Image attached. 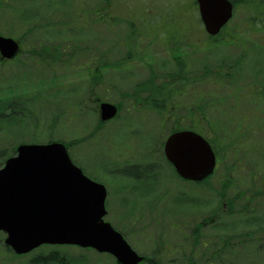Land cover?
<instances>
[{
    "label": "rangeland",
    "instance_id": "1",
    "mask_svg": "<svg viewBox=\"0 0 264 264\" xmlns=\"http://www.w3.org/2000/svg\"><path fill=\"white\" fill-rule=\"evenodd\" d=\"M98 1L3 0L0 34L19 39L23 45L17 60L0 62V168L17 155L22 143L74 140L68 147L72 159L108 189L105 219L122 230L140 253H150L154 242L160 245L164 240H189L190 231L187 228L183 232L184 224L193 226L212 214L214 222L203 229V234L215 237L250 233V242L264 243V81L254 76L264 67V32L249 30L245 21L249 11L241 6L228 32L238 31L257 49H243L240 43H210L198 9L197 24L189 25L180 37L175 30L179 31V23L193 14L188 11L182 20L173 22L169 16L171 13L180 18L183 11L194 7L192 0H114L112 22L84 27L76 26V21L65 28L57 26L67 12V19H75L82 6H93ZM37 24L43 28L30 35V28ZM130 33H137L130 38L137 42L133 51L127 45L126 35ZM167 36L181 40V45L167 46ZM224 37L229 38L227 33ZM42 44L62 46L57 63L52 64L47 55L46 61L38 58ZM77 46L80 50L71 58V49ZM243 53L235 85L198 79L186 88L176 109L174 115L183 114L181 125L189 126L186 110L191 102L199 100V107L207 106L206 115L216 117L202 119L201 126L210 128L216 123L219 126L212 129L224 130L229 141L233 135L226 159L222 154L210 182L200 186L186 182L175 174L164 155L162 141L171 122L160 126L156 112L135 104L127 94L150 75L177 71V59L185 60L179 68L187 64V77H191L190 73H203L204 63L218 65L225 60L224 64L229 65ZM99 59L103 63V84L93 87L90 79ZM93 93L99 101L92 99ZM103 101L122 106L112 121L100 119L99 102ZM50 124L54 127L51 130ZM233 130L238 134L234 135ZM222 143L224 152L225 140ZM227 166L233 169L234 181L227 196L235 200L231 215L226 212L231 207L223 202L220 193ZM125 169L130 174L124 173ZM132 171H139L140 176H134ZM248 196L251 203H246ZM245 208L253 213L249 215L255 218L253 222H248L242 212ZM4 240L5 233L0 231V264H43L37 258L54 253L71 256V264H112L111 256L75 245H42L16 256ZM242 240L246 241V237ZM263 253H257L258 263L264 259ZM177 256L174 251L166 258Z\"/></svg>",
    "mask_w": 264,
    "mask_h": 264
},
{
    "label": "water",
    "instance_id": "2",
    "mask_svg": "<svg viewBox=\"0 0 264 264\" xmlns=\"http://www.w3.org/2000/svg\"><path fill=\"white\" fill-rule=\"evenodd\" d=\"M206 30L215 35L233 15L230 0H197ZM1 3V0H0ZM19 42L0 34V52L13 58ZM103 121L118 108L100 105ZM165 154L186 180L201 181L214 172L217 156L197 131L173 132ZM107 189L84 174L63 142L20 144L17 155L0 168V230L15 252L27 253L43 244H75L113 255L118 264L145 259L111 222L105 219Z\"/></svg>",
    "mask_w": 264,
    "mask_h": 264
},
{
    "label": "trees",
    "instance_id": "3",
    "mask_svg": "<svg viewBox=\"0 0 264 264\" xmlns=\"http://www.w3.org/2000/svg\"><path fill=\"white\" fill-rule=\"evenodd\" d=\"M234 5L235 9L238 10L239 7L242 6V9H246L249 11L248 16H246V20L248 22L249 30L252 32H264V0H231ZM194 7L190 10L183 11L182 14L179 16H173L170 13L169 19L170 21H178V19L182 20L183 14L190 11L193 15L192 17H187L185 19V22L182 21L179 23V31L176 29L175 32L181 37L182 32L187 29V27L191 24H197L198 18L196 16L197 7H196V1L192 0ZM113 3L114 0H99L97 3H95L93 6H82V9H80L79 16H75V19H67L69 17V12L63 13L66 14V16L61 17L59 23H57V26H62L63 28L69 26L71 23H75L77 21L76 26H84L86 27L89 24L93 23H101V22H112V12H113ZM92 4V3H91ZM81 5V4H80ZM5 7V6H4ZM69 13V14H68ZM173 16V17H172ZM93 18V19H92ZM178 18V19H177ZM195 19V23H193ZM133 23H131L132 25ZM47 25V22L46 24ZM51 26V24H48ZM55 26V27H57ZM232 26L226 27L224 30V33L220 35L218 38L216 37H210L209 39L214 42L219 43H225V42H231V43H240L243 49L246 50H252L255 45L252 47L249 44L248 39L242 37L241 34H239L238 31L236 32H228V29H230ZM43 28L41 24L33 25L29 33L30 35H33V33H36L40 31ZM232 30V29H231ZM227 33L229 38L224 37V35ZM137 33H130L127 34V45L128 50L133 51L136 47L137 42L135 40H131V37H135ZM160 35V33H158ZM175 36V35H173ZM33 37V36H31ZM246 39V40H245ZM126 40V39H125ZM167 46L171 44L177 45L180 43L181 40H172L168 36L165 37V42ZM75 44V43H74ZM183 44V43H182ZM62 49V46L60 44H42L41 49L38 53V58L41 61H46V55L48 58H52V64L57 63L60 56V51ZM257 49V47H255ZM80 50V47L77 46L75 48L71 49V58L77 56L78 51ZM35 52V51H33ZM41 57L44 59L42 60ZM245 58L244 53L239 56L238 58H235L233 61L229 62V65H225V60H222L218 62V65H211L210 63H204L202 65V74L197 75H191V77H187V69L189 70V66L186 64L184 69L182 67L179 68V65L182 64L185 60L177 59V71L170 72V73H162V75H150L147 79L143 80L139 84L134 87L132 91H130L128 96L132 97L134 99V103L137 105H140L141 107H147L150 110H153L156 112V114L160 117V126L165 124L166 122L170 121L171 126L168 128L167 133L173 132L179 129L184 128H190L195 129L199 131L202 134H208V138L210 142L212 143L216 153L219 156V160L221 161V156L223 154V158L227 156V153L230 150L231 143L233 140V135L230 134L231 141H229L226 136H224V130L218 129H212L217 126L218 124L214 123V125H210V128L208 126L202 127L201 121L202 119H206L207 121L213 117V115H209V117L206 115L207 112L206 105L203 104L200 107L198 106V103H200L199 100L191 102L190 107L187 108V113L189 114L186 117L190 118L191 124L189 126L181 125V121L183 120V114L181 113L179 117L177 115H174L176 112V109L178 110L179 104H181V98L186 94V88L188 86H193V84L198 79H203L205 81H208L210 79H213L214 81H218L220 83L226 82L230 85H235L239 81V75L241 70V63L243 59ZM181 62V63H179ZM103 63L101 62V59H99L98 64L96 66V70H93L94 74L91 77V85L93 87L103 84V78L101 74ZM188 67V68H187ZM264 67H261L258 71L254 72V76L258 78L261 81H264ZM192 69L190 68V71ZM164 74V75H163ZM159 75V77H158ZM158 77V78H157ZM260 77V78H259ZM179 82V84H177ZM93 88H91L92 91ZM195 96H198V92L194 93ZM92 99L98 101L99 97L96 93L92 94ZM175 98V99H173ZM142 104V105H141ZM208 104V103H206ZM206 106V107H205ZM216 122V121H215ZM50 130L53 129V124H50ZM213 130V131H212ZM234 135H237L235 130L232 131ZM210 133V134H209ZM225 140L224 145V152H222L223 148V141ZM75 143L74 140L70 142H66V145L68 147L73 146ZM232 167L227 166L225 167V176L224 179L221 181L220 186V193L222 195L223 202L226 201L228 206L231 207L230 210L226 211L229 215L234 214V203L235 200L231 199L228 196V191L232 187V184L234 181L231 180V174H232ZM134 176L139 177V171H132ZM214 177V174L205 179L201 182H192L193 184H196L197 186H200L202 184H208L210 180ZM230 177V178H229ZM218 192V191H217ZM258 193V191H257ZM240 196V195H239ZM251 198L248 196L246 203H251ZM234 205V206H233ZM244 215L248 218V222H253L255 218L250 217L249 215L253 216V213H248L247 209L245 208ZM233 218V216H231ZM209 217H206V219ZM205 219V218H204ZM202 219L194 222V225L187 226L184 224L183 226V232L185 233L188 230L190 231L189 240L187 237H184L182 239V242L179 243H173L164 240L159 243L154 242V248L150 253H144L146 255L145 261L141 264H167V259H169L170 264H264V259H262L261 263H258V259L256 258L257 253L264 252V243H258V242H250L249 237L252 234L250 233H235V234H223L219 236H210L205 235L202 232ZM122 231V230H121ZM123 232V231H122ZM124 233V232H123ZM183 233V234H184ZM182 234V235H183ZM246 237V241L242 240V238ZM162 238L160 239V241ZM176 251V254H178L177 258H166L170 253ZM264 255V253H263ZM36 259V258H34ZM33 259V260H34ZM71 256H63L60 257L59 254L54 253L48 255L46 258H37V261L43 262V264H48V262H56L58 264H71ZM112 264H117L116 260L112 258Z\"/></svg>",
    "mask_w": 264,
    "mask_h": 264
},
{
    "label": "flooded vegetation",
    "instance_id": "4",
    "mask_svg": "<svg viewBox=\"0 0 264 264\" xmlns=\"http://www.w3.org/2000/svg\"><path fill=\"white\" fill-rule=\"evenodd\" d=\"M155 166H157V165L154 164L153 167H155ZM214 219H215V216H213V218H207V219L202 220V223H203L202 231H203L204 228H206V226H207L209 223L214 222Z\"/></svg>",
    "mask_w": 264,
    "mask_h": 264
}]
</instances>
